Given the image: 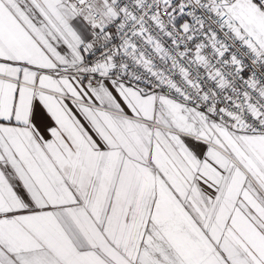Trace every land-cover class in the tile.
I'll return each instance as SVG.
<instances>
[{
  "label": "snow or ice",
  "instance_id": "6c2138e0",
  "mask_svg": "<svg viewBox=\"0 0 264 264\" xmlns=\"http://www.w3.org/2000/svg\"><path fill=\"white\" fill-rule=\"evenodd\" d=\"M0 264H264V0H0Z\"/></svg>",
  "mask_w": 264,
  "mask_h": 264
}]
</instances>
